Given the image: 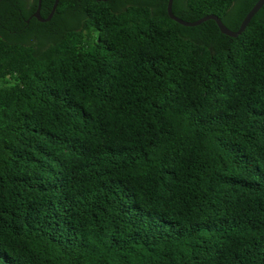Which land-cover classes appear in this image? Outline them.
<instances>
[{
	"label": "trees",
	"instance_id": "obj_1",
	"mask_svg": "<svg viewBox=\"0 0 264 264\" xmlns=\"http://www.w3.org/2000/svg\"><path fill=\"white\" fill-rule=\"evenodd\" d=\"M165 6L0 0V264H264V3Z\"/></svg>",
	"mask_w": 264,
	"mask_h": 264
},
{
	"label": "water",
	"instance_id": "obj_2",
	"mask_svg": "<svg viewBox=\"0 0 264 264\" xmlns=\"http://www.w3.org/2000/svg\"><path fill=\"white\" fill-rule=\"evenodd\" d=\"M97 1H107V0H97ZM171 2L172 0H166V6H165V11L167 16L177 22L180 25L183 26H194L197 25L205 20L211 19L215 22L218 30L220 33L229 36V37H235L238 34H240L243 29L245 28V26L247 25L248 21L251 19V17L256 13V11L263 5L264 0H256L252 6L248 9V11L245 13V15L242 17V19L240 20L238 27L236 28V30H230L229 28H227L222 22L221 20L214 14H205L199 18H197L196 20H192V21H186V20H182L180 18H178L177 16H175L172 11H171ZM57 4V0H53V3L51 5V8L48 12V14L45 17H41L39 15V5H40V0H36V7L33 10V12L31 13V16H33L34 18H36L38 21H47L50 16L53 13L54 8L56 7Z\"/></svg>",
	"mask_w": 264,
	"mask_h": 264
},
{
	"label": "flooded vegetation",
	"instance_id": "obj_3",
	"mask_svg": "<svg viewBox=\"0 0 264 264\" xmlns=\"http://www.w3.org/2000/svg\"><path fill=\"white\" fill-rule=\"evenodd\" d=\"M29 18H34V17L31 16V14H30V15H28V16L25 18L24 22L27 23ZM34 19L37 20L36 18H34ZM37 21H38V20H37ZM38 22H42V21H38ZM44 22H45V21H44Z\"/></svg>",
	"mask_w": 264,
	"mask_h": 264
}]
</instances>
